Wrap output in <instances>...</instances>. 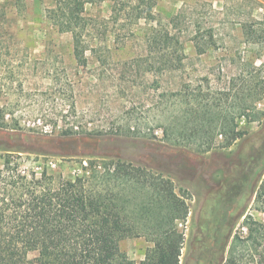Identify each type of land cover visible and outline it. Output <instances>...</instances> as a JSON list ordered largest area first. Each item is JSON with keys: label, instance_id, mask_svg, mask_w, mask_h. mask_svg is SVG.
I'll return each mask as SVG.
<instances>
[{"label": "rangeland", "instance_id": "rangeland-1", "mask_svg": "<svg viewBox=\"0 0 264 264\" xmlns=\"http://www.w3.org/2000/svg\"><path fill=\"white\" fill-rule=\"evenodd\" d=\"M155 1L137 19L124 4L117 23L108 1L86 4L81 65L71 35L46 19L55 0H0V106L7 124L0 127V157L16 150L21 169L72 181L87 177L88 162L101 157L155 168L187 208L186 219L176 221L183 234L179 264H225L233 238L246 236L248 218L264 223L257 203L264 179V42H247L244 34L262 21L264 0ZM166 32L177 43L170 46ZM247 74L261 94L247 103L246 117L233 121L240 138L202 154L163 138L164 129L191 125L197 103L219 101L232 113L225 99ZM52 139L74 140L51 152ZM118 246L138 263L152 243L125 238ZM245 253L240 264H250Z\"/></svg>", "mask_w": 264, "mask_h": 264}, {"label": "trees", "instance_id": "trees-1", "mask_svg": "<svg viewBox=\"0 0 264 264\" xmlns=\"http://www.w3.org/2000/svg\"><path fill=\"white\" fill-rule=\"evenodd\" d=\"M105 1L110 3L109 19L115 23L125 10L124 4L136 19L139 13L156 6L155 0H55V6L46 11V19L57 33L71 35L73 55L81 65L85 64L86 51L82 45L85 5ZM253 25L245 27L246 41L260 45L264 42V15ZM162 37L170 46L177 43L167 32ZM194 48L203 53L198 45ZM237 79L241 80L239 90L233 98L225 99L231 100L232 113L219 101L216 106L208 101L197 103L195 111L190 109V118L197 114L191 125L164 129L163 138L175 146L194 145L201 154L220 147L223 141L230 144L240 138L233 121L246 117L247 103L259 100L261 93L250 74ZM5 112L0 106L1 128L7 126ZM2 151L0 264H179L183 234L176 229V221L185 220L188 212L172 181L162 172L117 156L101 157L88 162L87 177L72 181L45 170L37 176L20 168L18 151ZM257 203L264 212V179ZM246 227L244 238H233L225 264H240L245 252L250 253V264H264V223L248 218ZM138 237H145L152 247L137 263L129 260L118 244L122 239ZM240 245L247 250H240ZM259 249L255 260L254 252ZM30 253L35 256L29 258Z\"/></svg>", "mask_w": 264, "mask_h": 264}, {"label": "water", "instance_id": "water-1", "mask_svg": "<svg viewBox=\"0 0 264 264\" xmlns=\"http://www.w3.org/2000/svg\"><path fill=\"white\" fill-rule=\"evenodd\" d=\"M74 139H67L65 141H62V140H58V139H52V140H49L48 143H46V147L49 151L51 152H55L57 151L56 149L61 147L62 145L64 146H68L70 145V143L73 141ZM86 142V141H85Z\"/></svg>", "mask_w": 264, "mask_h": 264}]
</instances>
